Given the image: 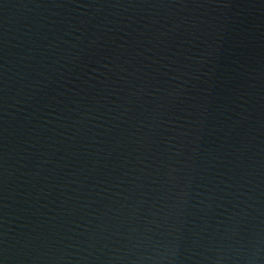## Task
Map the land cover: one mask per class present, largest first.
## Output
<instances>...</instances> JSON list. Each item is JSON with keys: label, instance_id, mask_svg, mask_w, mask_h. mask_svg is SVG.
I'll return each mask as SVG.
<instances>
[{"label": "water", "instance_id": "1", "mask_svg": "<svg viewBox=\"0 0 264 264\" xmlns=\"http://www.w3.org/2000/svg\"><path fill=\"white\" fill-rule=\"evenodd\" d=\"M0 264H264V0H0Z\"/></svg>", "mask_w": 264, "mask_h": 264}]
</instances>
